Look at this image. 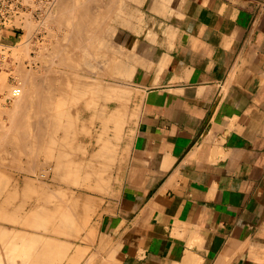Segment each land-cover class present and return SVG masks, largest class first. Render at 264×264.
Here are the masks:
<instances>
[{"label": "crops", "instance_id": "0c3cea01", "mask_svg": "<svg viewBox=\"0 0 264 264\" xmlns=\"http://www.w3.org/2000/svg\"><path fill=\"white\" fill-rule=\"evenodd\" d=\"M176 2L163 31L116 35L135 72L111 86L127 89L111 111L131 119L105 157L108 197H92L95 232L125 248L112 264H192L189 252L197 264H264V0ZM25 177L21 215L52 216L53 191L39 197Z\"/></svg>", "mask_w": 264, "mask_h": 264}, {"label": "rangeland", "instance_id": "374dc122", "mask_svg": "<svg viewBox=\"0 0 264 264\" xmlns=\"http://www.w3.org/2000/svg\"><path fill=\"white\" fill-rule=\"evenodd\" d=\"M117 0H109V2H112V3H110V5H112L111 6V14H113V15H111L112 17H111V23L109 24H107L106 22L104 23V24H102L101 25V29L104 27V28H106L107 27V29L109 30V31H111L110 32V35L109 36H111V37H109L110 38V40L109 41H107L106 43H105V40L104 39H106L105 38V36H106V31L105 30H103V34H102V32L99 34L100 35V38H98V37H93V39H91V40H89L92 44H93V46L95 47V50H93L91 47L92 46H90V48H89V50H88V52L90 53V56L88 57V58H95V56H96V58L98 59V61L100 62L101 61V63H100V67H98L97 69H95V68H91L92 70L93 69H95V70H93L94 72H96V70H97V73L98 72H100V70H101V72L99 73L100 75H102V74H107L108 75V78H109V80H107L106 82L105 81H101L102 82V84H101V82L99 83V90H98V92H94V91H87V92H81L80 90H78V89H76L75 87V89L73 88L71 91H70V93H69V96H71L70 94H74L73 92L75 91V93L76 94H74L73 96H71V97H67V95L65 96V99L66 100H64V98H62V100H64V101H66L65 103H67V104H69L68 105V114L67 115H65V117H63V119L62 120H60L59 122L60 123H62L65 127L63 128V130L61 129L60 131H53V130H51V129H47L48 130V133H49V135H45L46 136V138H47V140H46V138L45 139H43V143L41 142V146H38V148H40V151L42 150V151H46V150H51L52 151V149L53 150H57V147L58 148H61V146H62V144H61V140H60V138L62 139L63 138V140L66 142V144H70V143H72V145H69V147L67 146V148H69V149H67L68 151L66 152V158H67V162H65L63 165H62V167H61V169L63 170V172L64 173H62L61 174V176H60V179H59V181H60V183L61 184H59L58 186H57V188H56V190H54L53 191V194H54V200L55 201H60V203H63V202H61V200L62 201H66V200H64V199H68L69 197H73V198H75L76 200L77 199H79L80 201L81 200H83L84 202H85V204H84V206H83V208H82V210L81 209H76V210H73V213H72V211H70V212H66L67 214H65V213H63L64 214V216L65 217H63V214H61V215H59V216H57V218L59 219V221H58V219L56 218V217H54V220L55 219H57V220H55V223L57 224V223H60V224H57V225H55L54 224V228H52V225H50V223L52 222L51 220L53 219V218H51L50 216H47L46 215V213H45V211H41V210H35V211H33V213H32V216L30 215V217L27 215V216H23L22 215V217H20L21 216V212L19 211L20 209V207L19 206H15L16 204H19L18 203V201H19V195H18V188L20 187L18 184H16L17 182H19V180H18V178L20 177V176H27V177H30V178H33V179H37V176H35V174H33V171L34 172H38V176L40 177V175H42L43 173H44V175H45V172H48V173H50V172H52V167L50 166V167H48V164L46 163V158L44 157V154H43V158L41 159V160H39L38 162L40 163H38L36 160H35V156L34 155H38L37 154V144H35V145H33V144H31V143H28V145H30V149H29V146L28 145H26L24 148L26 149V151L27 152H29V153H27V152H25L24 153V155H21L18 151H17V148L19 147L18 145H15V146H17L16 148H15V146H14V148H13V145L15 144H12L11 143V145L9 144L8 145V143L7 144H5L4 145V143H6L5 141H4V139L6 138L5 137V135L4 136H1V133H2V131L0 132V136H1V138H0V147L1 146H7L6 148H3V147H1L0 149V178L1 177H3V178H1V183H3V184H1L0 185V187H1V199L3 200L4 199V195L5 194H7V196H8V199L9 200H11V201H15L14 202V210L12 209V211L11 210H9L8 212H7V210L5 211V210H1V213H2V211H5V213H7V214H9L8 216H12V214H14L13 216H12V218L11 219H13V218H15V220L12 222V221H10L11 222V224L9 223V220H11V219H9L8 218V216L6 217V215L7 214H5V215H3L4 214V212L2 213V215H1V224L3 225H1V248L2 247H4V248H2L3 250H5L4 252L1 250V252H3L4 254H3V258H4V255H5V257L7 256L6 255V253H8L11 249H12V246L13 245H15L16 246V248H18L19 249V247H21V244H20V240L19 239H17V238H22L23 239V234L25 233V232H23V231H21V230H28V231H30V232H28V234L29 233H32L34 236H32L31 234L30 235H27L26 234V236L28 237V236H31L30 237V240H35V239H32V237L34 238V237H36L37 239L36 240H38L39 239V241H40V243H41V240L42 241H45L46 240V238H47V240L52 236V238L54 239V242L55 243H53L54 245H52V242H53V240L50 238V240L49 241H45L46 243H45V247H46V245H47V249H48V251H49V253H48V251H46V248H45V250L43 249V251L45 252V253H47V255L45 256V258L47 257V256H51L53 253H52V250H53V246H56L58 243L57 242H59V241H63V240H65L66 238L67 239H69L68 241H71V240H73V241H71V242H69V245L67 244V245H65V243H68V241H67V239H66V241H63L62 243H59L58 244V246L60 247L61 246V244H62V249H61V247L59 248V247H54L55 249H54V251H56L55 253H57V254H55V256L53 255L52 257H56V259L55 258H53V260H54V264L56 263V264H60V262H61V264H71V262H73V263H75V264H77V262H76V260L77 261H80V262H78V264H84L86 261H89V258H90V260L92 261V264H94V263H96V261H98V260H96L97 259V257H99V258H105V256H106V253H107V251H108V248H109V246H115V245H118V246H121L120 248H119V251H124L125 252V248L122 246V245H120V244H100V242H99V240H98V233H94V231H91V229H93V228H95V226L96 225H98V221H97V218L98 219H100L101 217H97L96 215H97V212H98V210H96L95 211V206H92V205H94V201H93V196H95V195H102L103 197H108V192H109V190H110V188H111V185L110 184H108L109 182H108V180H106V178L108 179L109 178V176H110V174H111V169L108 167L109 165L107 164L108 162H106L105 161V157L106 158H109V154H110V152L111 151H114V152H116V150L118 151L119 150V144H120V142H121V140H122V137L124 136V133H125V127H126V125L128 124V121L131 119V117H130V119L128 120V118H127V116L123 113V115L121 116V119H122V123H121V125H116V123H113L112 122V124H111V122H109V116L112 114V111H111V109H113V108H115L117 105H116V101H119L118 99H116L115 98V96L116 95H111L110 94V86H111V84H119V85H125V84H128V83H130L131 82V77H132V74H134V72H135V68H133V67H131L130 65H131V61H132V58H130L131 57V55H132V52L131 51H128V50H126V49H123V48H121V47H119V46H117L116 44H115V38H116V35L117 34H119V33H124V34H126V33H129V32H133V33H136V34H141V33H144V34H153V33H156V32H159V31H163V16L164 17H167V13L172 9V6H174L175 7V5H176V0H142V1H138V0H121V1H123L122 3H120L121 1H119L118 0V2H116ZM114 2V3H113ZM119 4V5H116V4ZM144 3V4H143ZM114 4H115V6H114ZM143 4V5H142ZM122 6V7H121ZM129 6V7H128ZM114 7V8H113ZM124 7V8H123ZM119 8V9H118ZM118 10V11H117ZM120 10V11H119ZM96 11V10H95ZM138 11V12H137ZM116 12H118L117 13V15H115L116 14ZM129 12V13H128ZM137 13V14H136ZM139 13V14H138ZM173 13V12H172ZM171 13V14H172ZM125 14V15H124ZM127 15V16H126ZM117 16V17H116ZM59 15H57V17L54 19V21L56 22H54L53 21V19L50 21V22H52V23H49V24H52L51 25V27H50V25L49 26H46L45 28H47V29H44V27H43V29H41V33H38V36H36L37 38H35V39H38V41L37 40H35V39H33V41H30V43H28V41H26V37L25 36H23V38H22V43L24 44V42H25V44L22 46V43L20 44L21 46L18 48V49H16L17 48V46H14V43H13V48H11L10 50H9V61H5V62H2L1 63V71H0V76H2V77H0V78H3V77H5V78H3V80H1L0 79V96H2L1 98H0V130L2 129V128H4V129H2L3 131L5 130V132H4V134H8V131H9V135H7L6 134V136H7V138L8 137H10V136H12V137H14L13 139H15V136H16V134H15V131L12 133V131H11V133L12 134H14V135H10V129L13 127V125H12V121H10V116H8V115H10V112H11V107L12 106H9L10 105V103H8L7 102V99L6 98H4L5 96H3L4 94H1V92H3V91H5L4 93H8L9 95V99H11V97H12V95H11V91L9 92L8 91V89H10L11 90V85L12 86H14L13 85V79H20L19 80V82L20 81H22V79H23V77H22V79H21V74H24V73H26V72H28L27 70H31L30 69V66H31V68H32V71L34 72V71H36L35 73H37V75L39 76V78L41 79L42 78V76L43 77H45V79L50 75V72H54L55 70H57V71H55L54 73L56 74V73H60L59 71L61 70V72L63 71H65L63 74H61L60 73V75H64L65 73H66V71H68V72H70L69 71V69H66V68H63V66L61 67V62H62V59H63V54H64V56H65V54H66V52H67V55H68V51L69 50H73L74 52H73V56H76V58H78L79 56H82V53L81 52H83V53H85V50L83 49V48H81V47H79V48H76L75 50L73 49V48H75V47H73V48H70V49H65V50H57L56 49V47H57V45H58V47L59 46H62L61 44L63 43L62 41H61V39L63 40V37H64V35H66V32H67V28L64 26V29H62L63 28V26H62V24H59L60 22L58 21L59 20ZM115 17V18H114ZM124 17V18H123ZM58 18V19H57ZM57 19V20H56ZM78 19V18H77ZM109 19V18H108ZM127 19V20H126ZM106 20H107V17H106ZM106 20H104V21H106ZM112 20H114V21H112ZM124 20V21H123ZM80 21V20H79ZM57 22H58V24H57ZM54 23V24H53ZM56 24V25H55ZM132 24V25H131ZM123 25V26H122ZM53 26V27H52ZM60 26V30H59V27ZM62 26V27H61ZM92 26H94V27H92ZM56 27V28H55ZM49 28H52L51 29V31H49L48 29ZM96 28V29H95ZM97 26H95L94 25V23H91L90 24V29L91 30H97ZM56 29H58L57 30V34H56ZM112 29V30H111ZM49 31V33L52 35V34H54V35H50L49 33H48V31ZM55 30V31H54ZM61 30H62V32H61ZM64 30H66V31H64ZM63 31L65 32V33H63ZM113 31V32H112ZM43 32V33H42ZM53 32H55V33H53ZM59 32V33H58ZM61 33V34H60ZM112 33V34H111ZM40 34V35H39ZM96 34V33H95ZM46 36V38H45V36ZM50 35V36H49ZM58 35V36H57ZM62 35V36H61ZM43 36V37H42ZM54 36V37H53ZM62 37V38H60V37ZM101 36L103 37V38H101ZM41 37V38H40ZM51 37H52V39L54 40V38H56L57 37V39H58V41H60V45H59V43H56V41H53L52 39H51ZM59 37V38H58ZM98 38V39H97ZM112 38V39H111ZM43 39V40H42ZM60 39V40H59ZM97 39V40H96ZM50 40V41H49ZM52 40V41H51ZM102 40H103V43H102ZM112 40V41H111ZM20 41V42H21ZM46 41H47V43H46ZM49 41V42H48ZM98 41V42H97ZM32 42V43H31ZM34 42V43H33ZM43 44H42V43ZM96 42L98 43V44H96ZM28 43V44H27ZM53 43V44H52ZM101 43V44H100ZM105 43V44H104ZM109 43V47L107 46V44ZM30 44V45H29ZM34 45V47H33V45ZM102 44H104V46L102 45ZM19 45V44H18ZM49 45V46H48ZM52 45V46H51ZM101 45H102V47H101ZM27 47L28 46V48L26 49L25 47ZM32 46V47H31ZM43 46L46 48V50L43 48ZM47 46H48V49L49 50H47ZM51 46V47H50ZM96 46H98L97 48H96ZM57 47V48H58ZM113 47V48H112ZM23 48V49H22ZM37 48V49H36ZM40 48L42 49V50H40ZM56 49V52H55V49ZM101 48V49H100ZM102 48H104V49H102ZM16 49V50H15ZM43 49H44V52H42L43 51ZM54 49V50H53ZM79 49V50H78ZM99 49V50H98ZM107 49H108V51L109 50H111V51H107ZM115 49V50H114ZM22 50V52H20ZM25 50H29V51H31V52H26ZM51 50H53V51H51ZM80 50H81V52H80ZM83 50V51H82ZM101 50V51H100ZM117 50V51H116ZM12 51V52H11ZM13 51L15 52V53H13ZM19 52V53H17V52ZM34 51V52H33ZM46 51H48V52H46ZM64 51V52H63ZM78 51V52H77ZM94 51V52H93ZM98 51V52H97ZM103 51V52H102ZM10 52H11V54H10ZM25 52V53H24ZM52 52V53H51ZM58 52L59 53H61V52H63L62 54H61V56H60V54H58ZM70 52V51H69ZM91 52H93V53H91ZM114 54H113V53ZM28 53V54H27ZM34 53V54H33ZM41 53V54H40ZM44 53V54H43ZM52 54V56L50 55V54ZM55 53V54H54ZM81 53V54H80ZM95 53H96V55H95ZM99 53V54H98ZM109 54V53H111V56H113V58H115L114 60H115V62H117V63H120L119 64V66H121V68L118 66L117 68H115V69H113L112 70V72H111V69H109L110 71H108L106 68H108L107 66V63H108V61L105 63V61H106V55L107 54ZM13 54H15L14 56H13ZM19 54V56H17ZM78 54H79V56H78ZM106 54V55H105ZM129 54V55H128ZM7 55V56H8ZM23 55V56H22ZM28 55V56H27ZM43 55H45L46 57H43ZM50 55V57H52V60L50 61V60H48V59H50V57H48ZM59 57H57V56ZM93 57H92V56ZM95 55V56H94ZM12 56V57H11ZM15 56H17V59H15L16 57ZM27 56V57H26ZM39 56V57H38ZM40 56H42V57H40ZM116 56V57H115ZM122 58H125V59H121V57ZM19 57V58H18ZM25 57V58H24ZM29 57V58H28ZM30 57H32V58H34V59H30ZM37 57V58H36ZM48 57V58H47ZM55 57V58H54ZM62 57V58H61ZM67 57V56H66ZM65 57V58H66ZM126 57H127V59H126ZM15 59V60H13V59ZM38 58H39V60H38ZM101 60H100V59ZM118 58H119V60H118ZM20 59V60H19ZM30 61H32L31 62V64L29 63V60ZM57 59H59V60H57ZM17 60V61H16ZM27 60V61H26ZM45 60V61H44ZM121 60H124V62H121ZM14 61V62H13ZM20 61V62H19ZM35 61V62H34ZM39 61V62H38ZM40 61H43V62H40ZM50 61V62H49ZM59 61H61V62H59ZM130 61V62H129ZM15 64V66H14V64ZM19 62V63H18ZM21 62H22V64H21ZM45 62V63H44ZM46 62L48 63H51V67H52V69L50 68V69H47L48 68V64H47V67L45 66V64H46ZM58 62H59V64H58ZM126 62H128V63H126ZM9 63H10V65H9ZM18 63V64H17ZM42 63V64H44L43 66H42V64H41V66H40V64ZM110 63V62H109ZM3 64V65H2ZM24 64V65H23ZM36 64V65H35ZM39 64V65H38ZM105 65V67L106 68H103L104 67V65ZM12 65V66H11ZM20 65H21V67H23L21 70H18V68L20 67ZM27 67H26V66ZM107 65V66H106ZM125 66V68H122V67H124ZM46 68H45V67ZM126 66H128V67H126ZM12 67V68H11ZM20 67V68H21ZM37 68V70H36V68ZM39 67L40 68H43L44 69V71H43V69H39ZM15 68V69H14ZM19 68V69H20ZM27 69V70H25V69ZM55 68H57V69H55ZM58 68H59V70H58ZM63 68V69H62ZM101 68V69H100ZM16 69H17V71H16ZM34 69V70H33ZM90 69V70H91ZM105 69L108 71V72H106L105 71ZM120 69H121V71H120ZM125 69H127V73H126V71H124ZM50 70H52V71H50ZM91 70V71H92ZM104 70V71H103ZM13 71V72H12ZM23 71V73H21V72ZM25 71V72H24ZM38 71V72H37ZM41 71H43V72H41ZM48 71V72H47ZM50 71V72H49ZM19 74H18V73ZM47 72V73H46ZM103 72H105V73H103ZM40 73V74H39ZM44 73H46V75L44 74ZM111 73V74H110ZM122 73V74H121ZM43 74V75H42ZM40 75H42L41 77H40ZM45 75V76H44ZM121 77H120V76ZM20 76V77H19ZM37 76V77H38ZM110 76H113L112 78H110ZM15 77V78H14ZM17 77H19V78H17ZM39 78H37V80H39ZM4 79H6V81H8V82H5L4 81ZM8 79V80H7ZM112 79V80H111ZM117 79V80H116ZM44 80V79H43ZM119 80V81H118ZM121 80H123V81H121ZM40 81V80H39ZM116 81V82H115ZM5 82V83H4ZM111 82H113V83H111ZM107 83H109V85L110 86H108V84ZM115 84H114V86L113 87H116L115 86ZM7 85V86H6ZM9 85H10V87H9ZM103 85V86H102ZM101 86V87H100ZM106 86V87H105ZM102 88V89H101ZM104 88V89H103ZM106 89V90H105ZM108 90V91H107ZM126 90L127 89H125L124 87H121V86H118V89H117V92L118 91H120V93L118 92L117 93V96H120V95H123V94H126L127 92H126ZM102 92V93H101ZM81 93V94H80ZM122 93V94H121ZM102 94V95H101ZM120 94V95H119ZM76 95H78V96H76ZM84 95V96H83ZM91 95V96H90ZM101 95V96H100ZM131 95V94H130ZM7 96V97H8ZM11 96V97H10ZM90 96V97H89ZM96 96H98V97H96ZM73 97H77L78 99H76L77 101H79V98H80V103L79 102H77ZM86 97V98H85ZM89 97V98H88ZM95 97L96 98H98V99H95ZM100 97V98H99ZM114 97V98H113ZM2 98H4L5 100V102H3V99ZM13 98V97H12ZM17 98H19V97H16L15 99H17ZM67 98L69 99V101H67ZM70 98H73V99H70ZM92 98V99H91ZM95 99V100H94ZM89 100V102H90V104L92 105H94V103H95V105L93 106H91V105H89V102H85V104H87L86 106L88 107V106H90L88 109H86V106H85V108H84V106H83V104H84V101H88ZM97 100V101H96ZM91 101H93L94 103H91ZM69 102H71V103H69ZM7 103V104H6ZM78 103V104H77ZM67 104H66V106H67ZM72 104H74V105H72ZM84 104V105H85ZM78 105H80V106H78ZM98 106V107H97ZM73 107V108H72ZM76 108V109H75ZM98 108V109H97ZM104 108V109H103ZM6 111H5V110ZM85 109V110H84ZM71 110V111H70ZM78 112H77V111ZM81 110V111H80ZM88 110H90V111H88ZM74 111H75V113H74ZM3 112H7L6 114L7 115H5V113L3 114ZM71 112V113H70ZM93 113H94V115H93ZM3 116H2V115ZM95 114H96V116H95ZM72 115V116H71ZM76 115V116H75ZM69 118H68V117ZM106 116V117H105ZM71 117V118H70ZM96 117V118H95ZM73 118V120H71ZM79 118V119H78ZM105 118H106V120H105ZM8 120H9V123H8ZM69 120V121H68ZM76 120H78V121H76ZM91 122H90V121ZM6 122L5 124L3 123V122ZM63 121H66L67 122V124H69V123H71V124H69V125H67L66 124V122H64L63 123ZM73 123H72V122ZM102 121V122H101ZM77 122V123H76ZM87 122V123H86ZM89 122V123H88ZM11 123V124H10ZM90 123H91V125H90ZM4 124V125H3ZM7 124V125H6ZM73 124V125H72ZM80 124H82V126H80V128H79V125ZM5 125L6 126H9V127H6L7 128V130L5 129ZM10 125L12 126V127H10ZM69 126V128L67 127V126ZM83 125H84V127H83ZM3 126V127H2ZM93 126V127H92ZM108 126V127H107ZM123 127V128H122ZM9 128V129H8ZM66 128H68V129H66ZM72 128V129H71ZM89 128V129H88ZM15 130H16V128H14ZM69 129H71V131L72 130H74V131H68ZM88 129V130H87ZM122 129V130H121ZM12 130H13V128H12ZM78 130V131H77ZM90 130V131H89ZM107 130V131H106ZM121 130V131H120ZM53 131V132H52ZM68 131V132H67ZM46 132V131H45ZM60 132V133H59ZM64 132V133H63ZM83 132H84V134H83ZM107 132V133H106ZM118 132V133H117ZM53 133V135H51ZM57 133V134H56ZM62 133H63V135H62ZM72 133L73 134H75V135H73L72 136ZM116 133V134H115ZM65 134V135H64ZM68 134H70V135H68ZM3 135V134H2ZM58 136V138L56 137V136ZM90 135V136H89ZM100 135V136H99ZM117 135V136H116ZM64 136L67 138H64ZM70 136V137H69ZM77 136V137H76ZM108 136V137H107ZM110 136V137H109ZM120 136V137H119ZM3 137V138H2ZM49 137V138H48ZM75 137V138H74ZM52 138H55L56 139V141H58L56 144L58 145H56L54 142H52L51 141V139ZM100 138V139H99ZM102 138L105 140V141H102ZM108 138V139H107ZM1 139H2V141H1ZM10 140L12 139V138H9ZM8 139V140H9ZM16 139H17V137H16ZM121 139V140H120ZM45 140L47 141V142H45ZM67 140V141H66ZM97 140V141H96ZM108 140V141H107ZM116 140V141H115ZM71 141V142H70ZM15 142H17L16 140H15ZM74 142V143H73ZM93 142H94V144H93ZM97 142V143H96ZM105 142V143H104ZM108 142V143H107ZM47 143V144H46ZM49 143V144H48ZM54 143V144H53ZM91 145H90V144ZM96 143V144H95ZM112 143V144H111ZM3 144V145H2ZM45 144V145H44ZM53 144V145H52ZM83 144V145H82ZM100 146H99V145ZM108 145V144H110V145H108V147H107V149H106V155H102V154H100V156L97 158L96 157V153L98 154L99 152L98 151H100L101 150V145L103 146V145ZM31 145H33L32 147H31ZM44 145V146H43ZM51 145V146H50ZM50 148H49V147ZM110 146V147H109ZM42 147V148H41ZM52 147V148H51ZM3 148V149H2ZM20 148V147H19ZM18 148V149H19ZM35 148V150L33 151V149ZM43 148H45V149H43ZM83 148V149H82ZM111 148V149H110ZM114 148V149H113ZM4 149H6V152H5V150ZM8 149V150H7ZM11 149H12V153L10 152L11 151ZM73 150V152H71L72 150ZM29 150V151H28ZM32 150V151H31ZM76 152H75V151ZM94 151V152H93ZM108 151V152H107ZM3 152V153H2ZM16 154H15V153ZM9 153H11V156H10V154ZM13 153H14V158H15V155H17L16 156V158L14 159V158H12L13 156ZM18 153H19V156H18ZM31 153H33V156L31 157ZM36 153V154H35ZM91 153V154H90ZM94 153V154H93ZM6 154V156H4ZM90 155H91V157H90ZM4 156V157H3ZM23 156V157H22ZM95 156V157H94ZM103 156H105V157H103ZM6 157V158H5ZM21 157H22V159H21ZM93 157V158H92ZM12 158V159H11ZM19 160H21V161H18V159ZM26 158H28V159H26ZM33 158V159H32ZM91 158V159H90ZM2 159H5V161H2ZM7 159V160H6ZM8 159H9V161H8ZM31 159V160H30ZM13 160H15V161H13ZM86 160H88V161H86ZM17 161V162H16ZM24 161V162H23ZM27 161V163L25 164V162ZM30 162V164L32 163V161H35V162H33V163H36V164H32L30 167H29V165L30 164H28L29 162ZM73 161V162H72ZM90 161H92V162H90ZM3 162V163H2ZM22 162L24 163V165H20L19 163H21L22 164ZM42 162V163H41ZM78 162V163H77ZM99 162V163H98ZM106 162V163H105ZM2 163V164H1ZM8 163V164H7ZM11 163V164H10ZM38 163V164H37ZM72 165H71V164ZM85 163H87V164H85ZM92 163H93V165H92ZM100 163H102V164H100ZM16 164H17V166H16ZM42 164V165H41ZM89 164V165H88ZM96 164H98L99 165V167H95V165ZM105 164V165H104ZM4 165H6V166H4ZM18 165H20V166H18ZM26 165V166H25ZM36 165V167H34ZM87 165V166H86ZM100 165H102V166H100ZM21 166H23L22 167V169H21ZM38 166V167H37ZM45 166V167H44ZM77 166V167H76ZM66 167V168H65ZM95 167V168H94ZM102 168V171L101 172H96V171H98V169H100L101 170V168ZM106 168H107V170H106ZM20 169V170H19ZM24 169V170H23ZM27 169V170H26ZM42 169V170H41ZM95 169V170H94ZM97 169V170H96ZM2 170H4L3 172H5V173H3L2 172ZM49 170V171H48ZM74 170H76V171H74ZM86 170V171H85ZM10 171V172H9ZM71 171V172H70ZM91 173H90V172ZM7 173V174H6ZM32 173V174H31ZM42 173V174H41ZM66 173H68V174H66ZM71 173V174H70ZM103 173V174H102ZM8 174H10V176H8ZM47 174V173H46ZM90 174V175H89ZM93 174V175H92ZM105 174H107V175H105ZM68 175V176H67ZM74 176H76V177H74ZM100 176V177H99ZM103 176V178H105V179H103L102 178V180L100 179L101 177ZM108 176V177H107ZM12 177V178H11ZM95 177V178H94ZM8 178H9V180H8ZM17 178V179H16ZM41 179L40 180H44L43 179V177H40ZM79 178V179H78ZM35 179V180H36ZM69 179V180H68ZM110 179V178H109ZM6 180V181H5ZM16 180V181H15ZM38 180V179H37ZM104 180L107 182H104ZM64 181V182H63ZM73 181H77V182H73ZM90 181V182H89ZM99 181V182H98ZM102 181V182H101ZM110 181V180H109ZM12 182V183H11ZM94 182V183H93ZM106 183V184H101V183ZM70 183V184H69ZM78 183V184H77ZM80 183V184H79ZM83 183V184H82ZM90 183V184H89ZM96 183V184H95ZM98 183H100V184H98ZM10 184L12 185V187L10 186ZM14 184H16V185H14ZM68 184V185H67ZM82 184V185H81ZM89 184V185H88ZM6 185V186H5ZM7 185H8V187H7ZM85 187H84V186ZM100 185H101V187H100ZM109 185H110V187H109ZM5 186V187H4ZM60 186H63V188L62 187H60ZM81 186V187H80ZM97 186V187H96ZM103 186L105 187V188H103ZM4 189H3V188ZM7 187V188H6ZM16 187V188H15ZM89 187H90V189H89ZM96 187V188H95ZM101 188V189H98V188ZM108 187H109V189H108ZM10 188V189H9ZM67 188V189H66ZM93 188H94V190H93ZM5 189H6V191H7V189L10 191V190H12V191H7V193H6V191H5ZM61 189V190H60ZM81 189V190H80ZM88 189V190H87ZM58 190V191H57ZM62 190H64V191H62ZM66 190H68L67 192L68 193H66ZM71 190V191H70ZM73 190L75 191L76 190V192H73ZM103 190V191H102ZM106 190V191H105ZM15 192V194H13L14 192ZM60 191V192H59ZM96 191V192H95ZM70 192V193H69ZM73 193V196H71V194ZM102 192V193H101ZM78 193H79V195L81 194V197L78 195ZM85 193V194H84ZM58 195V196H57ZM68 195H70V196H68ZM78 195V196H77ZM100 195V196H101ZM7 196H5V199H7ZM10 197V198H9ZM12 197V198H11ZM59 197V198H58ZM77 197V198H76ZM84 197V199H82ZM85 197H87V198H85ZM18 198V199H17ZM58 198V199H57ZM92 198V199H91ZM61 199V200H60ZM91 201V202H90ZM13 202H12V204H13ZM87 202H89V203H91V205L89 204V203H87ZM98 202H100V205L101 206H103L104 205V200H100L99 201V199H98ZM88 204V205H87ZM85 207V208H84ZM88 207H90V208H88ZM94 207V208H93ZM1 209H3V208H1ZM17 209V210H16ZM93 210V211H92ZM20 212V213H19ZM34 212H36V213H34ZM76 212V213H75ZM17 213H19V214H17ZM70 213V214H69ZM16 214V215H15ZM33 214H36V216H39V218L38 217H36V218H34V215ZM74 214H75V216H74ZM68 215H70V217L68 216ZM77 215V216H76ZM92 215V216H91ZM3 216H5V217H3ZM14 216H16V217H14ZM18 216V217H17ZM68 216V217H67ZM20 217V218H19ZM25 217V218H24ZM28 219H27V218ZM31 217H33V218H31ZM86 217V218H85ZM92 217V218H91ZM95 217H96V219H95ZM22 219V220H17V219ZM31 218V219H30ZM40 218L43 220H41V222H40ZM48 218L50 219L51 218V222L48 220ZM66 218V221L64 220ZM68 218H70V219H68ZM72 218V219H71ZM76 218V222L75 221H73L74 219ZM78 218H79V220H78ZM4 219H6V220H4ZM24 219H27V222L25 221H23ZM33 219V220H32ZM61 219V220H60ZM82 219V220H81ZM89 220L88 222L86 221V220ZM17 220V221H16ZM33 221V222H31V221ZM80 222H78V221ZM20 222V223H17V224H15L14 222ZM29 221V222H28ZM38 222L39 223V225L42 223V225H41V227L36 223V222ZM50 222L49 224H48V222ZM68 221H69V223H68ZM70 221H72L73 222V224H72V222H70ZM5 222V223H4ZM78 222V225L76 224L75 225V223H77ZM85 222V223H84ZM36 224V225H34V224ZM43 223H44V226H43ZM54 223V222H53ZM87 223V224H86ZM15 224V225H14ZM21 224V225H20ZM25 224V225H24ZM30 224V226H29V228H28V225ZM52 224V223H51ZM63 224V225H62ZM70 226H69V225ZM79 224H81L82 226H80ZM27 225V226H26ZM32 225L35 227V228H33L32 227ZM46 225V226H45ZM59 225V226H58ZM60 225L61 226H64L65 227V229H66V231L64 230V228L62 229L61 227H60ZM73 225L75 226V227H77L76 229H75V227H73ZM24 226V227H23ZM39 228V231L37 230L38 228ZM93 226V227H92ZM26 227H27V229H26ZM33 228V230L31 229V228ZM46 227V228H45ZM50 227H51V230H50ZM69 227V228H68ZM72 227V228H71ZM80 227V228H79ZM81 227H83V228H81ZM44 228L46 229L45 230V232H44ZM49 228V230H47ZM74 228V230H73V232L71 231L72 229ZM6 229V230H5ZM16 229V230H15ZM20 229V230H19ZM68 229L71 231H69L68 232ZM80 229V230H79ZM35 230V231H34ZM52 230H53V232H52ZM58 230H60V231H58ZM90 230V231H89ZM47 231V232H46ZM55 231V232H54ZM79 231V232H78ZM89 231V232H88ZM50 234H49V233ZM51 232H52V234H51ZM58 232V233H57ZM60 232V233H59ZM63 232H64V234H63ZM13 233L15 234V235H13ZM22 235H21V234ZM27 233V232H26ZM36 233V234H35ZM37 233H38V235H37ZM54 233V234H53ZM57 233V234H56ZM80 233V235H78V234ZM86 233V234H85ZM94 233V234H93ZM11 234V235H10ZM20 235L19 237L17 236V235ZM61 234H63V235H61ZM90 234V235H89ZM6 235V236H5ZM36 235V236H35ZM57 235H59V236H57ZM61 235V236H60ZM65 235V236H64ZM66 235H68V236H66ZM85 235H87V236H85ZM92 235H94L93 237H92ZM16 236H17V238H16ZM26 236L24 235V238H26ZM38 236V237H37ZM39 236H41V237H39ZM45 236H48V237H45ZM73 236V237H72ZM83 236H85L86 237V239L88 240H86V239H84V238H81V237H83ZM91 238H90V237ZM96 236V237H95ZM8 237V238H7ZM45 237V238H44ZM69 237V238H68ZM75 237V238H74ZM77 237H79V238H77ZM15 238L17 239V241H19V242H16L15 241ZM29 238V237H28ZM55 238H56V240H55ZM61 238H64V239H61ZM73 238V239H72ZM77 238V239H76ZM89 238H90V240H89ZM95 238V239H94ZM6 239V243H5V240ZM13 241H12V240ZM94 239V240H93ZM35 240V241H36ZM52 240V241H51ZM59 240V241H58ZM76 240V241H75ZM3 241H4V244H3ZM92 241H94V243L92 242ZM8 242V243H7ZM10 242H12L13 243V245H10V244H12V243H10ZM14 242H15V244H14ZM38 242V241H37ZM48 242V243H47ZM92 242V243H91ZM17 243V244H16ZM75 243V244H74ZM6 244V245H5ZM7 244L9 245L8 246V248H7ZM19 244V245H18ZM41 244H43V246H44V242H42ZM41 244L39 245V247H41ZM70 244H73V246L72 245H70ZM77 244H78V246L79 247H77ZM38 245V244H37ZM49 245H51L50 247H52V248H50L51 250H49ZM64 245V246H63ZM86 246V247H85ZM117 246V247H118ZM14 247V246H13ZM39 247L37 246V248L39 249ZM71 247V248H70ZM108 247V248H107ZM115 248V249H118V248ZM9 248H10V250H9ZM42 248H44V247H41L39 250L41 251L42 250ZM59 248V249H58ZM64 248H66V249H64ZM69 248V252H67L68 249ZM8 249V250H7ZM76 249V250H75ZM59 250H62L61 252H58ZM93 251V252H92ZM96 251V252H95ZM119 251L117 252V255L115 256V259L113 258V260H112V258H111V260L112 261H115L116 262V259H117V261H120V259L122 258V256H123V254H124V252H123V254H120L119 253ZM6 252V253H5ZM67 252V253H66ZM52 253V254H51ZM61 253H62V255H61ZM63 253L64 254H67V255H69V256H66L65 257V259H63L64 257V255H63ZM80 253V254H79ZM85 253H86V256H85ZM95 253H97L98 254V256H97V254L96 255H94ZM50 254V255H49ZM59 254H60V256H59ZM91 254H93V256L91 255ZM1 256H2V253H1ZM83 256H85V257H83ZM89 256V257H88ZM36 257V256H35ZM83 257V258H82ZM91 257H92V259H91ZM94 257V258H93ZM34 258V257H33ZM43 258H44V256H43ZM60 258H62V259H60ZM71 258V259H70ZM72 258H74V259H72ZM88 258V259H87ZM96 258V259H95ZM5 259V258H4ZM6 259H7V257H6ZM59 259H60V262H59ZM79 259V260H78ZM83 259H87V260H83ZM62 260V261H61ZM71 260V261H70ZM73 260H75V261H73ZM93 260H96L95 262L93 261ZM16 261H18V260H16ZM56 261V262H55ZM69 261V262H68ZM83 261V262H82ZM67 262V263H66ZM114 262V263H115ZM72 263V264H73ZM86 264H91L90 263V261L87 263L86 262Z\"/></svg>", "mask_w": 264, "mask_h": 264}, {"label": "bare ground", "instance_id": "6f19581e", "mask_svg": "<svg viewBox=\"0 0 264 264\" xmlns=\"http://www.w3.org/2000/svg\"><path fill=\"white\" fill-rule=\"evenodd\" d=\"M119 1H121V0H119ZM127 1V0H126ZM135 1V0H134ZM139 1V0H138ZM140 1H142V0H140ZM116 2H118V0L116 1ZM123 1H121L120 3H122ZM110 3H112V2H109V0H53V8H52V10H51V12H49V14H48V16L46 17V18H44L40 23H41V25H40V28H39V30H41V29H43V27H44V29H47V28H45L46 26H49L50 25V27H51V25L52 24H49V23H52V22H50L52 19H53V21H54V19L57 17V15H59V24H62V26L64 25L66 28H67V32H66V35H64V37H63V40L61 39V41L63 42L61 45L62 46H59L58 47V45H57V47H56V49L57 50H65V49H70V48H73V47H75V48H73L74 50L76 49V48H79V47H81V48H83L84 50H85V53H83V52H81V50H80V52L82 53V56H79V54H78V58H76V56H73V50L71 49V50H69L68 51V55H67V52H66V54H65V56H64V54H63V59H62V62L61 61H59V62H61V67L63 66V68H66V69H69V71L70 72H68V71H66V73L64 74V75H60V73L61 74H63L62 72H61V70L59 71L60 73H54L55 71H57V70H55L54 72L52 71V70H50V71H52V72H50V75L45 79V77H43L42 75H40V77L42 76V78L40 79L39 78V76L37 75V73H35L36 71H32V68H31V66H30V71L29 70H27V69H25V70H27L28 72H26V73H24V74H21V79H22V77H23V79H22V81H20V90H21V93H20V96H19V98H17V99H15V98H12L11 96V99H9V94L7 93H4L5 91H3V92H1V94H4L3 96H5L4 98H6L7 99V102L8 103H10V105L9 106H12L11 107V112H10V115H8V116H10L9 118H10V121H12V125H13V127L10 125V127H12L13 128V130H12V128L10 129V135H14V134H12L14 131H15V134H16V136H15V139H13L14 137H12V136H10V137H8L7 138V136H6V134H4V132H5V130L3 131L2 129H4V128H2L1 130H0V132L2 131V133H1V136H4L5 135V139H4V141L6 142V143H4V145L5 144H7L8 143V145L10 144L11 145V143L12 144H14L13 145V148H14V146L15 145H18L19 147V149L17 148V151L21 154V155H24V153L25 152H27L26 151V149L24 148L26 145H28V143H31V144H33V145H35V144H37V154L38 155H34L35 156V160L38 162L39 160H41L42 158H43V154H44V157L46 158V163L48 164V167H52V172H50V173H48V172H45V175H44V173L42 174V175H40V177H43V181L42 180H40L41 178L38 176V172H34L33 171V174H35V176H37V179L35 180V181H33L32 180V183H30L29 185H25V189L27 190V191H31L32 193H35V194H38V196L39 195H42V194H46V193H48V192H51V191H54V190H56V188H57V186L59 185V184H61L60 183V181H59V179H60V176H61V174L62 173H64L63 172V170L61 169V167H62V165L65 163V162H67L68 160H67V158H66V152L68 151L67 149H69V148H67V147H65V146H69V145H72V143H70L69 145H66V142L63 140V138L61 139L60 138V142H61V144H62V146H61V148H58L57 147V150H53L52 149V151L51 150H46V151H40V148H38V146H41V142L43 141V139H45L46 138V134L48 133V130L47 129H51V130H53V131H60L61 129L63 130V128L65 127L62 123H60L59 121L60 120H62L63 119V117H65V115H67L68 114V105L69 104H67V103H65L66 101H64V100H66L65 99V96L67 95V97L69 98V97H71V96H73L74 94H76L75 93V91L73 92L74 94H70L71 96H69V93H70V91L75 87L76 89H78V90H80L81 92H87V91H96V92H98V90L100 89L99 88V83L101 82V81H107V80H109V78H108V73L106 74L105 72H103V73H105V74H102V75H100L99 73L101 72V70H100V72H98L97 73V70H96V72H94L93 70H95V69H97L98 67H100L101 65H100V63H101V61L99 62L98 61V59L96 58V53H95V58L93 57V58H88L89 56H90V51L88 52V50H89V48H90V46H92L91 48L93 49V50H95V47L93 46V44L89 41V40H91V39H93V37H98V38H100V33L102 32V34H103V30H105L106 31V36H105V38L106 39H104L105 40V43L107 42V41H109L110 40V38L109 37H111V36H109L110 35V32L111 31H109L108 29H107V27L106 28H102L101 29V25L102 24H104L105 22L108 24H110L111 23V15H113V14H111V12L113 11H111V6L112 5H110ZM114 3V2H113ZM116 4V3H115ZM115 4H114V6H115ZM144 4V3H143ZM142 4V5H143ZM116 5H119V4H116ZM122 7V6H121ZM129 7V6H128ZM114 8V7H113ZM124 8V7H123ZM119 9V8H118ZM96 10V11H95ZM118 11V10H117ZM120 11V10H119ZM138 12V11H137ZM117 13L118 12H116V14L115 15H117ZM129 13V12H128ZM137 14V13H136ZM139 14V13H138ZM125 15V14H124ZM127 16V15H126ZM106 17H107V20H106ZM117 17V16H116ZM57 18V19H58ZM78 18V19H77ZM109 18V19H108ZM115 18V17H114ZM124 18V17H123ZM56 19V20H57ZM80 20V21H79ZM104 20H106V21H104ZM127 20V19H126ZM112 21H114V20H112ZM124 21V20H123ZM55 22V21H54ZM56 23V22H55ZM91 23H94V25L95 26H97L98 28H97V30H91L90 29V24ZM54 24V23H53ZM57 24H58V22H57ZM58 24V25H59ZM56 25V24H55ZM132 25V24H131ZM61 26V27H62ZM64 26H63V28L62 29H64ZM123 26V25H122ZM26 27H27V29H28V31L30 32V34H29V38H26V41H28V43H30V41H32L31 40V38H30V36L32 35V31L33 30H35V29H37V27H38V25H36L35 23H34V21H28L27 22V24H26ZM53 27V26H52ZM92 27H94V26H92ZM56 28V27H55ZM59 28V30H60V26L58 27ZM51 29L52 28H49L48 30L49 31H51ZM96 29V28H95ZM47 30V31H48ZM57 30L58 29H56V34H57ZM112 30V29H111ZM49 31H48V33H49ZM55 31V30H54ZM64 31H66V30H64ZM63 31V33H65ZM61 32H62V30H61ZM113 32V31H112ZM43 33V32H42ZM53 33H55V32H53ZM59 33V32H58ZM96 33V34H95ZM50 34V33H49ZM61 34V33H60ZM100 34V35H99ZM112 34V33H111ZM40 35V34H39ZM51 35V34H50ZM49 35V36H50ZM52 35H54V34H52ZM51 35V36H52ZM45 36V35H44ZM47 36V35H46ZM46 36H45V38H46ZM58 36V35H57ZM62 36V35H61ZM43 37V36H42ZM54 37V36H53ZM60 37V36H59ZM58 37V38H59ZM41 38V37H40ZM60 38H62V37H60ZM97 38V39H98ZM101 38H103L102 36H101ZM51 39H52V37H51ZM96 39V40H97ZM112 39V38H111ZM35 40H37L38 41V39H35ZM43 40V39H42ZM53 40V39H52ZM51 40V41H52ZM60 40V39H59ZM50 41V40H49ZM48 41V42H49ZM53 41H56V43H59V45H60V41H58V39H57V37L56 38H54V40ZM112 41V40H111ZM98 42V41H97ZM96 42V44H98ZM22 43V41L21 42H19V45H17V48L16 49H18L21 45ZM27 43V44H28ZM32 43V42H31ZM34 43V42H33ZM42 43V42H41ZM46 43H47V41H46ZM102 43H103V40H102ZM104 43V44H105ZM24 44H25V42H24ZM23 43H22V46L24 45ZM43 44V43H42ZM53 44V43H52ZM101 44V43H100ZM104 44H102L103 46H104ZM30 45V44H29ZM33 45V44H32ZM102 45H101V47H102ZM49 46V45H48ZM48 46H47V50H49L48 49ZM52 46V45H51ZM50 46V47H51ZM106 46V45H105ZM104 46V47H105ZM107 46L109 47L110 45H109V43L107 44ZM25 47V46H24ZM32 47V46H31ZM33 47H34V45H33ZM46 47V46H45ZM44 46H43V48L46 50V48H45ZM98 46H96V48H97ZM13 48V47H12ZM26 49L28 48V46L27 47H25ZM90 48V49H91ZM113 48V47H112ZM15 49V50H16ZM23 49V48H22ZM29 49V48H28ZM37 49V48H36ZM44 49H43V51L42 52H44ZM55 49V48H54ZM53 49V50H54ZM56 49H55V52H56ZM101 49V48H100ZM102 49H104V48H102ZM40 50H42L41 48H40ZM53 50H51V51H53ZM79 50V49H78ZM99 50V49H98ZM115 50V49H114ZM26 52H28L27 50H25ZM32 51V50H31ZM31 51H29V52H31ZM66 51V50H65ZM76 51V50H75ZM83 51V50H82ZM96 51V50H95ZM101 51V50H100ZM107 51H108V49H107ZM109 51H111V50H109ZM108 51V52H109ZM117 51V50H116ZM12 52V51H11ZM11 52H10V54H11ZM17 52V51H16ZM20 52H22V50L20 51ZM34 52V51H33ZM46 52H48V51H46ZM64 52V51H63ZM63 52H61V53H59L58 52V54H60V56H61V54L63 53ZM78 52V51H77ZM94 52V51H93ZM93 52H91V53H93ZM98 52V51H97ZM103 52V51H102ZM13 53H15L14 51H13ZM17 53H19V52H17ZM25 53V52H24ZM52 53V52H51ZM75 53V52H74ZM80 53V54H81ZM113 53V52H112ZM28 54V53H27ZM34 54V53H33ZM41 54V53H40ZM44 54V53H43ZM50 54V53H49ZM55 54V53H54ZM76 54V53H75ZM94 54V53H93ZM99 54V53H98ZM107 54V53H106ZM105 54V55H106ZM114 54V53H113ZM15 54H13V56H14ZM51 56H52V54H50ZM50 55L48 56V57H50ZM129 55V54H128ZM17 56H19V54L17 55ZM17 56H15L16 58L15 59H17ZM23 56V55H22ZM28 56V55H27ZM26 56V57H27ZM57 56V55H56ZM59 56V57H60ZM67 56V57H66ZM107 57H106V61H105V63L108 61V63H107V67L108 68H106L105 67V65H104V67L103 68H106L108 71H110L109 69H111V72H112V70L113 69H115V68H117L118 66H119V64L120 63H117V62H115V58H113V56H111V53H109V54H107L106 55ZM10 57V56H9ZM12 57V56H11ZM39 57V56H38ZM40 57H42V56H40ZM43 57H46L45 55H43ZM42 57V58H43ZM47 57V58H48ZM58 57V56H57ZM58 57V58H59ZM66 57V58H65ZM116 57V56H115ZM121 57V56H120ZM123 57V56H122ZM121 57V59H125V58H122ZM19 58V57H18ZM25 58V57H24ZM29 58V57H28ZM37 58V57H36ZM55 58V57H54ZM62 58V57H61ZM131 58V57H130ZM13 59V58H12ZM15 59H13V60H15ZM30 59H34V58H32V57H30ZM100 59V58H99ZM126 59H127V57H126ZM20 60V59H19ZM29 60V59H28ZM38 60H39V58H38ZM48 60H52V57H50V59H48ZM57 60H59V59H57ZM101 60V59H100ZM118 60H119V58H118ZM17 61V60H16ZM27 61V60H26ZM45 61V60H44ZM49 61V62H50ZM53 61V60H52ZM5 62V61H4ZM14 62V61H13ZM12 62V63H13ZM20 62V61H19ZM18 62V63H19ZM31 62L32 61H30L29 60V63L31 64ZM35 62V61H34ZM39 62V61H38ZM40 62H43V61H40ZM48 62V63H49ZM59 62H58V64H59ZM110 62V63H109ZM121 62H124V60H121ZM17 63V64H18ZM33 63V62H32ZM45 63V62H44ZM47 62H46V64H45V66L47 67V64H48ZM127 63V62H126ZM14 64V63H13ZM21 64H22V62H21ZM40 64V63H39ZM38 64V65H39ZM42 64V63H41ZM41 64H40V66H41ZM3 65V64H2ZM9 65H10V63H9ZM24 65V64H23ZM36 65V64H35ZM44 64H42V66H43ZM49 66H48V68L47 69H52V67L50 66L51 65V63H49L48 64ZM60 65V64H59ZM100 65V66H99ZM121 65V64H120ZM12 66V65H11ZM14 66H15V64H14ZM26 66V65H25ZM44 66V67H45ZM124 66V65H123ZM20 67H21V65H20ZM19 67V68H20ZM27 67V66H26ZM43 67V68H44ZM45 67V68H46ZM50 67V68H49ZM120 68H121V66H119ZM126 67H128V66H126ZM12 68V67H11ZM18 68V70H21L23 67H21L20 69ZM36 68V67H35ZM43 68H40L39 67V69L41 70V69H43ZM62 68V69H63ZM91 68H95V69H91ZM122 68H125V66L124 67H122ZM15 69V68H14ZM55 69H57V68H55ZM92 71H91V70ZM101 69V68H100ZM105 69V71L106 72H108L107 70ZM23 70V69H22ZM34 70V69H33ZM36 70H37V68H36ZM58 70H59V68H58ZM16 71H17V69H16ZM43 71H44V69H43ZM43 71H41V72H43ZM104 71V70H103ZM120 71H121V69H120ZM124 71H126V73H127V69H125ZM13 72V71H12ZM21 72V71H20ZM25 72V71H24ZM38 72V71H37ZM48 72V71H47ZM46 72V73H47ZM58 72V71H57ZM122 72V71H121ZM18 73V72H17ZM21 73H23V71L21 72ZM46 73H44L45 75H46ZM102 73V72H101ZM113 73V72H112ZM19 74V73H18ZM40 74V73H39ZM111 74V73H110ZM122 74V73H121ZM44 75V76H45ZM38 76V77H37ZM120 76V75H119ZM0 77H2V76H0ZM20 77V76H19ZM19 77H17V78H19ZM113 76H110V78H112ZM121 77V76H120ZM3 78H5V77H3ZM3 78H0L1 80H3ZM15 78V77H14ZM37 78H39V80H37ZM44 79V80H43ZM8 80V79H7ZM20 80V79H19ZM18 80V81H19ZM112 80V79H111ZM117 80V79H116ZM4 81L5 82H8V81H6V79H4ZM119 81V80H118ZM121 81H123V80H121ZM4 82V83H5ZM108 82V81H107ZM116 82V81H115ZM1 83V82H0ZM111 83H113V82H111ZM101 84H102V82H101ZM108 84V86H110L109 85V83H107ZM115 84V83H114ZM114 84H111V86L113 85L114 86ZM7 86V85H6ZM103 86V85H102ZM110 86V87H111ZM9 87H10V85H9ZM101 87V86H100ZM106 87V86H105ZM1 88V87H0ZM13 86L11 85V90L10 89H8V91L10 92H12V90H13ZM74 88V89H75ZM102 89V88H101ZM104 89V88H103ZM106 90V89H105ZM111 90V89H110ZM108 91V90H107ZM112 91V90H111ZM111 91H110V94H111ZM119 93H120V91H118ZM102 93V92H101ZM81 94V93H80ZM122 94V93H121ZM102 95V94H101ZM100 95V96H101ZM112 95H116L115 94V91H114V93L112 94ZM120 95V94H119ZM8 96V97H7ZM76 96H78V95H76ZM84 96V95H83ZM91 96V95H90ZM89 96V97H90ZM117 96V95H116ZM126 96V94H123V95H120L119 97H123V99H124V97ZM2 97V96H1ZM88 97V98H89ZM96 97H98V96H96ZM95 97V99H98V98H96ZM4 98H2L3 99V102H5L4 100ZM62 98H64V100H62ZM67 98V101H69V99ZM74 99L76 98V99H78L77 97H73ZM73 98H70V99H73ZM86 98V97H85ZM100 98V97H99ZM116 98V97H115ZM75 99V100H76ZM92 99V98H91ZM94 99V100H95ZM126 100V99H125ZM124 100V101H125ZM77 101V100H76ZM97 101V100H96ZM77 102H79L80 103V98H79V101H77ZM85 102H89V100L88 101H84V104H85ZM69 103H71V102H69ZM91 103H94L93 101H91ZM7 104V103H6ZM66 104H67V106H66ZM78 104V103H77ZM81 104V103H80ZM83 104V106H84V108H85V106L87 105V104H85L84 105ZM118 104V103H117ZM124 104V103H123ZM127 104V103H126ZM72 105H74V104H72ZM89 105H91L90 104V102H89ZM93 105V104H92ZM91 105V106H92ZM94 105H95V103H94ZM93 105V106H94ZM75 106V105H74ZM78 106H80V105H78ZM90 106H86V109H88ZM98 107V106H97ZM73 108V107H72ZM91 108V107H90ZM76 109V108H75ZM98 109V108H97ZM104 109V108H103ZM5 110V109H4ZM85 110V109H84ZM123 110H124V106L123 105H121V108H119L118 110H116V111H114L110 116H109V122H111V124H112V122L113 123H116V125H121V123L123 122L122 121V119H121V116L123 115ZM6 111V110H5ZM71 111V110H70ZM77 111V110H76ZM81 111V110H80ZM88 111H90V110H88ZM78 112V111H77ZM1 113V112H0ZM5 112H3V114H4ZM7 113V112H6ZM5 113V115H7ZM71 113V112H70ZM74 113H75V111H74ZM2 115V114H1ZM93 115H94V113H93ZM3 116V115H2ZM72 116V115H71ZM76 116V115H75ZM95 116H96V114H95ZM68 117V116H67ZM106 117V116H105ZM69 118V117H68ZM71 118V117H70ZM96 118V117H95ZM79 119V118H78ZM71 120H73V118L71 119ZM105 120H106V118H105ZM69 121V120H68ZM76 121H78V120H76ZM90 121V120H89ZM122 121V122H121ZM64 122H66V121H63V123ZM72 122V121H71ZM91 122V121H90ZM102 122V121H101ZM4 124L6 123L5 121L3 122ZM8 123H9V120H8ZM73 123V122H72ZM77 123V122H76ZM87 123V122H86ZM89 123V122H88ZM3 124V125H4ZM11 124V123H10ZM66 124H67V122H66ZM69 124H71V123H69ZM69 124H67V125H69ZM7 125V124H6ZM5 125V129L7 130V128L6 127H9V126H6ZM66 125V126H67ZM73 125V124H72ZM90 125H91V123H90ZM1 126V125H0ZM3 127V126H2ZM68 128H69V126H67ZM83 127H84V125H83ZM93 127V126H92ZM108 127V126H107ZM14 128H16V130L14 129ZM68 128H66V129H68ZM123 128V127H122ZM9 129V128H8ZM72 129V128H71ZM71 129H69L68 131H71ZM81 129V128H80ZM89 129V128H88ZM87 129V130H88ZM122 130V129H121ZM120 130V131H121ZM8 131V130H7ZM11 131H12V133H11ZM46 131V132H45ZM52 131V132H53ZM67 131V132H68ZM72 131H74V130H72ZM71 131V132H72ZM78 131V130H77ZM90 131V130H89ZM107 131V130H106ZM60 133V132H59ZM64 133V132H63ZM63 133H62V135H63ZM107 133V132H106ZM118 133V132H117ZM3 134V135H2ZM57 134V133H56ZM83 134H84V132H83ZM116 134V133H115ZM7 135H9V131H8V134ZM47 135H49V133L47 134ZM51 135H53V133L51 134ZM65 135V134H64ZM68 135H70V134H68ZM73 135H75V134H73L72 133V136ZM1 136H0V138H1ZM50 136V135H49ZM56 136V135H55ZM90 136V135H89ZM100 136V135H99ZM117 136V135H116ZM16 137H17V139H16ZM57 138H58V136H56ZM67 137V136H66ZM65 136H64V138H66ZM70 137V136H69ZM77 137V136H76ZM108 137V136H107ZM110 137V136H109ZM120 137V136H119ZM3 138V137H2ZM9 138H12L11 140L9 139ZM49 138V137H48ZM75 138V137H74ZM9 139V140H8ZM51 139V138H50ZM67 139V138H66ZM100 139V138H99ZM108 139V138H107ZM15 140L17 141V142H15ZM46 140H47V138H46ZM45 140V142H47ZM106 140V139H105ZM103 138H102V141H105ZM121 140V139H120ZM1 141H2V139H1ZM51 141L52 142H54L55 144L58 142V141H56V139L55 138H52L51 139ZM67 141V140H66ZM97 141V140H96ZM108 141V140H107ZM116 141V140H115ZM71 142V141H70ZM43 143V142H42ZM53 143V144H54ZM74 143V142H73ZM97 143V142H96ZM95 143V144H96ZM105 143V142H104ZM108 143V142H107ZM47 144V143H46ZM49 144V143H48ZM52 144V145H53ZM58 144V143H57ZM56 144V145H57ZM90 144V143H89ZM93 144H94V142H93ZM112 144V143H111ZM3 145V144H2ZM3 145V146H4ZM7 145V146H8ZM33 145H31V147L33 146ZM45 145V144H44ZM43 145V146H44ZM83 145V144H82ZM91 145V144H90ZM99 145V144H98ZM108 145H110V144H108ZM108 145L106 144H104L103 146L101 145V150L100 151H98L99 153L97 154L96 153V157L98 158L99 156H100V154H102V152L103 151H105L106 149H107V147H108ZM3 146H1V147H3ZM6 146V147H7ZM29 146V149H30V145H28ZM51 146V145H50ZM58 146V145H57ZM100 146V145H99ZM0 147V148H1ZM5 146L3 147V148H6ZM17 146H15V148H16ZM34 147V146H33ZM49 147V146H48ZM110 147V146H109ZM2 148V149H3ZM42 148V147H41ZM50 148V147H49ZM52 148V147H51ZM43 149H45V148H43ZM83 149V148H82ZM111 149V148H110ZM114 149V148H113ZM1 150V149H0ZM5 150V152H6V149H4ZM8 150V149H7ZM35 150V148L33 149V151ZM66 150V151H65ZM72 150V149H71ZM14 151V150H13ZM12 151V149H11V153L13 152ZM29 151V150H28ZM32 151V150H31ZM75 151V150H74ZM71 152H73V150L71 151ZM76 152V151H75ZM94 152V151H93ZM108 152V151H107ZM3 153V152H2ZM11 153H9L10 154V156H11ZM15 153V152H14ZM14 153H13V157L12 158H14ZM17 153V152H16ZM15 153V154H16ZM19 153H18V156H19ZM27 153H29V152H27ZM106 153V152H105ZM105 153H103V155H106ZM32 155H31V157L33 156V153H31ZM36 154V153H35ZM91 154V153H90ZM94 154V153H93ZM4 156H6V154L4 155ZM3 156V157H4ZM16 156L17 155H15V158H16ZM25 156V155H24ZM33 156V157H34ZM113 156V155H112ZM7 157V156H6ZM5 157V158H6ZM20 157V156H19ZM23 157V156H22ZM22 157H21V159H22ZM90 157H91V155H90ZM95 157V156H94ZM103 157H105V156H103ZM107 157V156H106ZM11 158V159H12ZM14 158V159H15ZM93 158V157H92ZM18 159V158H17ZM26 159H28V158H26ZM33 159V158H32ZM91 159V158H90ZM99 159V158H98ZM7 160V159H6ZM31 160V159H30ZM2 161H5V159H2ZM8 161H9V159H8ZM13 161H15V160H13ZM18 161H21V160H19L18 159ZM86 161H88V160H86ZM106 161V160H105ZM17 162V161H16ZM24 162V161H23ZM22 162V164L21 163H19L20 165H24V163ZM29 162V161H28ZM31 162V161H30ZM30 162L28 163V164H30ZM33 162H35V161H32V163L29 165V167L32 165V164H36V163H33ZM73 162V161H72ZM90 162H92V161H90ZM3 163V162H2ZM1 163V164H2ZM27 163V161L25 162V164ZM39 163V162H38ZM37 163V164H38ZM42 163V162H41ZM78 163V162H77ZM99 163V162H98ZM106 163V162H105ZM8 164V163H7ZM11 164V163H10ZM40 164V163H39ZM66 164V163H65ZM71 164V163H70ZM85 164H87V163H85ZM101 164V163H100ZM108 164V163H107ZM20 165H18V166H20ZM42 165V164H41ZM72 165V164H71ZM89 165V164H88ZM92 165H93V163H92ZM96 165H98V164H96ZM103 165V164H102ZM101 165V166H102ZM105 165V164H104ZM4 166H6V165H4ZM16 166H17V164H16ZM26 166V165H25ZM64 166V165H63ZM87 166V165H86ZM22 167L23 166H21V169H22ZM34 167H36V165L34 166ZM38 167V166H37ZM45 167V166H44ZM77 167V166H76ZM98 167V166H97ZM96 167V168H97ZM66 168V167H65ZM95 168V167H94ZM101 168V167H100ZM20 170V169H19ZM24 170V169H23ZM27 170V169H26ZM42 170V169H41ZM95 170V169H94ZM97 170V169H96ZM106 170H107V168H106ZM112 170V169H111ZM4 170H2V172H3ZM49 171V170H48ZM74 171H76V170H74ZM86 171V170H85ZM102 171V168H101V170L100 169H98V171H96L97 173L98 172H101ZM119 171V170H118ZM10 172V171H9ZM71 172V171H70ZM90 172V171H89ZM103 172V171H102ZM3 173H5V172H3ZM47 173V174H46ZM91 173V172H90ZM7 174V173H6ZM32 174V173H31ZM66 174H68V173H66ZM71 174V173H70ZM103 174V173H102ZM90 175V174H89ZM93 175V174H92ZM105 175H107V174H105ZM8 176H10V174H8ZM68 176V175H67ZM111 176V175H110ZM27 177V176H26ZM25 177V178H26ZM74 177H76V176H74ZM100 177V176H99ZM108 177V176H107ZM1 178H3V177H1ZM12 178V177H11ZM29 178V177H28ZM95 178V177H94ZM102 178H103V176L100 178L101 180H102ZM110 178V177H109ZM107 179L106 178V180H108V182H109V180L111 181L112 180V178H110V179ZM17 179V178H16ZM20 179V178H19ZM79 179V178H78ZM103 179H105V178H103ZM115 179H117V178H115ZM8 180H9V178H8ZM28 180H30V179H28ZM69 180V179H68ZM6 181V180H5ZM16 181V180H15ZM27 181V180H26ZM29 182V181H28ZM64 182V181H63ZM73 182H77V181H73ZM90 182V181H89ZM99 182V181H98ZM102 182V181H101ZM100 182V183H101ZM104 182H106L105 180H104ZM103 182V183H104ZM1 183V182H0ZM12 183V182H11ZM36 183V184H35ZM94 183V182H93ZM100 183H98V184H100ZM103 183H101V184H103ZM107 183V182H106ZM106 183H104V184H106ZM1 184H3V183H1ZM0 184V185H1ZM17 184V183H16ZM16 184H14V185H16ZM23 184H25V183H23ZM27 184V183H26ZM70 184V183H69ZM78 184V183H77ZM80 184V183H79ZM83 184V183H82ZM81 184V185H82ZM90 184V183H89ZM88 184V185H89ZM96 184V183H95ZM108 184H110V183H108ZM20 185V187H22L21 186V184H19ZM68 185V184H67ZM6 186V185H5ZM4 186V187H5ZM10 186L12 187V185L10 184ZM84 186V185H83ZM7 187H8V185H7ZM6 187V188H7ZM60 187H62L63 188V186H60ZM81 187V186H80ZM85 187V186H84ZM97 187V186H96ZM95 187V188H96ZM100 187H101V185H100ZM98 188V189H101V188ZM109 187H110V185H109ZM109 187H108V189H109ZM3 188V187H2ZM16 188V187H15ZM103 188H105L104 186H103ZM4 189V188H3ZM10 189V188H9ZM19 189V188H18ZM23 189V188H22ZM21 189V190H22ZM24 189V190H25ZM67 189V188H66ZM89 189H90V187H89ZM61 190V189H60ZM81 190V189H80ZM88 190V189H87ZM93 190H94V188H93ZM5 191H6V189H5ZM7 191H9L8 189H7ZM7 191H6V193H7ZM10 191H12V190H10ZM9 191V192H10ZM26 191V192H27ZM58 191V190H57ZM62 191H64V190H62ZM68 190H66V193H68L67 192ZM71 191V190H70ZM103 191V190H102ZM106 191V190H105ZM14 192V191H13ZM60 192V191H59ZM73 192H76V190L74 191L73 190ZM96 192V191H95ZM20 193H21V191H19L18 190V194L20 195ZM56 193V192H55ZM54 193V194H55ZM70 193V192H69ZM72 193V192H71ZM102 193V192H101ZM2 193H1V187H0V199H1V195ZM13 194H15V192L13 193ZM30 194V193H29ZM49 194V193H48ZM51 194V193H50ZM52 194H53V192H52ZM85 194V193H84ZM119 194V193H118ZM26 195V194H25ZM78 195H79V193H78ZM77 195V196H78ZM110 195H111V193H110ZM5 196H7V194H5L4 195V199L2 200L1 199V202H0V206H1V208H3V209H1V210H7V212L9 211V210H11L12 211V209L14 208V202L13 201H11V200H9L8 199V196H7V199H5ZM21 196V195H20ZM28 196V195H27ZM26 196V197H27ZM30 196V195H29ZM34 196V195H33ZM58 196V195H57ZM68 196H70V195H68ZM71 196H73V193L71 194ZM80 197H81V194L79 195ZM119 196V195H118ZM19 197V196H18ZM40 197V196H39ZM46 197V196H45ZM45 197L44 196H42L41 198H43L42 200L39 198V201H38V204L39 205H41V204H43L44 206H45V204H46V201H45ZM55 197V196H54ZM115 197H117V196H115ZM10 198V197H9ZM12 198V197H11ZM20 198V197H19ZM35 198H37V197H35ZM59 198V197H58ZM57 198V199H58ZM77 198V197H76ZM85 198H87V197H85ZM18 199V198H17ZM26 199V198H25ZM25 199H23V200H25ZM33 199V198H32ZM32 199L30 200V201H32ZM80 199V198H79ZM79 199H75V198H73V197H69L68 199L66 198V199H64V200H66L65 202L64 201H62L61 199V202H63V203H60V201H53V202H51L50 201V206H51V208H52V211H51V214H52V216L50 215V217L51 218H53L52 220H51V218L49 219L48 218V220L52 223H50V222H48V224L50 223V225H52V228H54V224L55 225H57V224H60V223H55V220H57L58 218H57V216H59V215H61V214H63V213H65V214H67L66 212H70V211H72V213H73V210H76V209H81L82 210V208H83V206H84V204H85V202L83 201V200H79ZM82 199H84V197L82 198ZM92 199V198H91ZM95 199L96 198H94L93 199V201L96 203V201H95ZM23 200H22V202H23ZM20 201V200H19ZM18 201V203H20ZM34 201V200H33ZM100 201V200H99ZM12 202H13V204H12ZM36 202V201H35ZM91 202V201H90ZM27 203V202H26ZM29 203V202H28ZM31 203V202H30ZM49 203V202H48ZM87 203H89V202H87ZM98 203V202H97ZM100 203V202H99ZM98 203V204H99ZM21 204V203H20ZM37 204V203H36ZM36 204H34V205H36ZM90 205H91V203H89ZM109 204V203H108ZM17 205V204H16ZM24 205V204H23ZM26 205H28V206H30L29 204H26ZM88 205V204H87ZM19 206V205H18ZM32 206V205H31ZM31 206H30V208H31ZM92 206H94V205H92ZM96 206H98V205H96ZM19 207H21V206H19ZM47 207V206H46ZM100 207V206H99ZM85 208V207H84ZM88 208H90V207H88ZM94 208V207H93ZM20 209V208H19ZM24 209V208H23ZM23 209H21V211H23ZM28 209L29 208H27V211H28ZM98 209V208H97ZM14 210V209H13ZM17 210V209H16ZM31 210H32V208H31ZM31 210L29 209V211L27 212V211H25V212H27L26 214H28L29 212H30V215L32 216V213H33V210H32V213H31ZM48 210V209H47ZM5 211H2V213L4 212V214L3 215H5V214H7V213H5ZM20 211V210H19ZM93 211V210H92ZM24 212V211H23ZM112 212V211H111ZM2 213H1V215H2ZM20 213V212H19ZM19 213H17V214H19ZM34 213H36V212H34ZM76 213V212H75ZM10 214V213H9ZM9 214H7L6 215V217L9 215ZM37 214V213H36ZM36 214H33L34 215V218H36V217H38L39 218V216H36ZM70 214V213H69ZM11 215V214H10ZM14 214H12V216H13ZM16 215V214H15ZM23 215L25 216V214L23 213ZM30 215L28 214V216L30 217ZM12 216L10 217V216H8V218L9 219H11L12 218ZM27 216V215H26ZM69 217H70V215H68ZM67 216V217H68ZM74 216H75V214H74ZM77 216V215H76ZM92 216V215H91ZM3 217H5V216H3ZM14 217H16V216H14ZM18 217V216H17ZM20 217H22V215L20 216ZM19 217V218H20ZM54 217H56L57 219H55L54 220ZM63 217H65L64 216V214H63ZM1 218L2 217H0V222L2 221L1 220ZM17 219V220H22V219ZM25 218V217H24ZM27 218V217H26ZM31 218H33V217H31ZM30 218V219H31ZM33 218V219H34ZM86 218V217H85ZM92 218V217H91ZM28 219V218H27ZM27 219H24L23 221L25 222H27ZM32 219V220H33ZM37 219V218H36ZM68 219H70V218H68ZM72 219V218H71ZM4 220H6V219H4ZM15 220V218H13V219H11V220H9V223L11 224V222L10 221H14ZM16 220V221H17ZM41 218H40V222H41ZM61 220V219H60ZM65 221H66V218L64 219ZM78 220H79V218H78ZM77 220V221H78ZM82 220V219H81ZM14 222L15 224H17V223H20L19 221L18 222ZM31 221V220H30ZM43 221V220H42ZM58 221H59V219H58ZM73 221H75L76 222V218L73 220ZM87 222L89 221L88 219L86 220ZM29 222V221H28ZM31 222H33V221H31ZM36 222V221H35ZM54 222V223H53ZM70 222H72V221H70ZM79 222V221H78ZM78 222L77 223H75V225L77 224L78 225ZM5 223V222H4ZM38 225H39V223L38 222H36ZM68 223H69V221H68ZM80 223V222H79ZM85 223V222H84ZM14 224V225H15ZM34 224V223H33ZM72 224H73V222H72ZM87 224V223H86ZM2 225V224H1ZM21 225V224H20ZM25 225V224H24ZM34 225H36V224H34ZM41 225H42V223L39 225L40 227H41ZM63 225V224H62ZM69 225V224H68ZM80 226H82L81 224H79ZM3 226V225H2ZM27 226V225H26ZM29 226H30V224L28 225V228H29ZM43 226H44V223H43ZM46 226V225H45ZM59 226V225H58ZM70 226V225H69ZM24 227V226H23ZM32 227L33 228H35L33 225H32ZM37 227V226H36ZM39 227V228H40ZM60 227L63 229L64 228V230L66 231V229H65V227L64 226H61L60 225ZM73 227H75L74 225H73ZM93 227V226H92ZM31 228V227H30ZM33 228H31L32 230H33ZM38 228V227H37ZM39 228L37 229L38 231H39ZM46 228V227H45ZM44 228V232H45V229ZM69 228V227H68ZM72 228V227H71ZM77 227H75V229H76ZM80 228V227H79ZM81 228H83V227H81ZM1 229V228H0ZM26 229H27V227H26ZM95 229L96 228H93V229H91V231H94V233H95ZM6 230V229H5ZM16 230V229H15ZM20 230V229H19ZM29 230V229H28ZM47 230H49V228L47 229ZM50 230H51V227H50ZM49 230V231H50ZM73 230H74V228L71 230L72 232H73ZM80 230V229H79ZM21 231H25V230H21ZM35 231V230H34ZM58 231H60V230H58ZM70 230L68 229V232H69ZM70 231V232H71ZM90 231V230H89ZM88 231V232H89ZM47 232V231H46ZM52 232H53V230H52ZM52 232H51V234H52ZM55 232V231H54ZM79 232V231H78ZM0 233H1V230H0ZM49 233V232H48ZM58 233V232H57ZM56 233V234H57ZM60 233V232H59ZM93 233V234H94ZM97 233V232H96ZM2 234V233H1ZM21 234V233H20ZM23 234V233H22ZM21 234V235H22ZM26 234L27 235H32V236H34L32 233H29L28 234V231H27V233L25 232L24 234H23V239L22 238H20L19 236L20 235H17L19 238H17V236H16V238L17 239H19L20 240V244H21V247H19V249L18 248H16V246L15 245H13V243L12 242H10V243H12V244H10V245H13L12 246V249L10 250V248H9V252L8 253H6V257H7V259H6V257H5V255H4V258H3V252L5 251V250H3L2 248H4V247H0L1 248V250L3 251V252H1L2 253V256H1V264H26L27 262H29V261H33L35 258H33V257H35L36 256V259H38L39 261L41 260V259H43V256H44V260L47 262V258L49 259L50 258V256H47V258H45V256L47 255V253H45L46 251H48V249L46 248L47 247V245H46V247H45V241L47 240V238H46V240L45 241H42L41 240V243L42 242H44V246H43V244H41L40 243V241H39V239L38 240H36L37 238L36 237H32V239H35V240H30V237L31 236H26ZM36 234V233H35ZM50 234V233H49ZM54 234V233H53ZM63 234H64V232H63ZM63 234H61V235H63ZM78 234V233H77ZM86 234V233H85ZM11 235V234H10ZM13 235H15L14 233H13ZM24 235L26 236V238H24ZM37 235H38V233H37ZM60 235V236H61ZM78 235H80V233L78 234ZM90 235V234H89ZM2 236V235H1ZM6 236V235H5ZM36 236V235H35ZM57 236H59V235H57ZM65 236V235H64ZM66 236H68V235H66ZM85 236H87V235H85ZM85 236H83V237H81V238H84ZM94 235H92V237H93ZM99 236V235H98ZM38 237V236H37ZM39 237H41V236H39ZM45 237H48V236H45ZM44 237V238H45ZM73 237V236H72ZM90 237V236H89ZM96 237V236H95ZM8 238V237H7ZM15 238V241L16 242H19V241H17V239ZM42 238V237H41ZM49 238V237H48ZM52 240H53V242H52V245H54L53 243H55L54 242V239L52 238V236L50 237ZM50 238L47 240V241H49L50 240ZM69 238V237H68ZM75 238V237H74ZM77 238H79V237H77ZM76 238V239H77ZM91 238V237H90ZM90 238H89V240H90ZM61 239H64V238H61ZM67 239V238H66ZM66 239L65 240H63V241H66ZM73 239V238H72ZM84 239H86V237L84 238ZM95 239V238H94ZM93 239V240H94ZM12 240V239H11ZM14 240V239H13ZM12 240V241H13ZM51 240V241H52ZM55 240H56V238H55ZM69 239H67V241H68ZM87 240V239H86ZM5 241V243H6V239L4 240ZM4 241H3V244H4ZM38 241V242H37ZM57 241V240H56ZM59 241V240H58ZM62 241V242H63ZM71 241H73V240H71ZM71 241H68V243H65V245H69V242H71ZM76 241V240H75ZM88 241V240H87ZM61 241H59V242H57L58 244L59 243H62ZM93 243H94V241H92ZM91 242V243H92ZM8 243V242H7ZM48 243V242H47ZM0 244H1V241H0ZM14 244H15V242H14ZM17 244V243H16ZM38 244V245H37ZM41 244V247H44V248H42V250L40 251L39 249L41 248V247H39V245ZM58 244L56 245L57 247H59L58 246ZM75 244V243H74ZM6 245V244H5ZM19 245V244H18ZM70 245H72L73 246V244H70ZM1 246V245H0ZM8 244H7V248H8ZM37 246L39 247V249L37 248ZM51 245H49V250H51L50 248H52V247H50ZM56 246H53V250H52V255H51V257L54 255L55 256V254H57V253H55L56 251H54V247H56ZM61 246H62V244H61ZM60 246V247H61ZM64 246V245H63ZM118 245H111V246H109V248H108V251H107V253H106V256H105V258H108L107 260H106V263L105 264H109L108 262H110V264H112L111 262H115V261H112L113 260V258L115 259V256L117 255V252L119 251V248L121 247V246H118ZM59 247V248H60ZM77 247H79L78 246V244H77ZM86 247V246H85ZM118 248V249H115V248ZM45 248H46V251L44 252L43 251V249L45 250ZM58 248V249H59ZM71 248V247H70ZM61 249H62V247H61ZM64 249H66V248H64ZM8 250V249H7ZM68 251L67 252H69V248L67 249ZM76 250V249H75ZM62 250H59L58 252H61ZM63 252V251H62ZM66 252V253H67ZM93 252V251H92ZM96 252V251H95ZM48 253H49V251H48ZM80 254V253H79ZM97 253H95L94 255H96ZM188 254V253H187ZM189 254H190V256L188 255V257L187 258H189V260H190V258L192 257V259H193V262L194 263H192V264H197L194 260V257L192 256V254L189 252ZM50 255V254H49ZM61 255H62V253H61ZM63 259H65V257L66 256H69V255H67V254H64L63 253ZM66 255V256H65ZM92 256H93V254H91ZM59 256H60V254H59ZM85 256H86V253H85ZM85 256H83V257H85ZM97 256H98V254H97ZM82 257V258H83ZM89 257V256H88ZM31 258H33V260H31ZM53 258H55L56 259V257H53ZM67 258V257H66ZM86 258V257H85ZM94 258V257H93ZM98 259H96V260H99V257H97ZM111 258H112V260H111ZM186 258V259H187ZM60 259H62V258H60ZM60 259H59V262H60ZM71 259V258H70ZM72 259H74V258H72ZM88 259V258H87ZM87 259H83V260H87ZM91 259H92V257H91ZM100 259H104V258H100ZM16 260H18V261H16ZM79 260V259H78ZM96 260H93L94 262L96 261ZM117 260V259H116ZM185 260V259H184ZM189 260H187V261H189ZM197 260V259H196ZM34 261H36V260H34ZM33 261V262H34ZM38 261V262H39ZM43 261V260H42ZM41 261V262H42ZM44 261V262H45ZM62 261V260H61ZM71 261V260H70ZM73 261H75V260H73ZM89 261H90V263L92 264V261L90 260V258H89ZM89 261H86L87 263L89 262ZM100 261V260H99ZM105 261V260H104ZM108 261V262H107ZM191 261V260H190ZM32 262V263H33ZM51 262V261H50ZM56 262V261H55ZM69 262V261H68ZM76 262H77V264H78V262H80V261H77L76 260ZM83 262V261H82ZM86 262L84 263V264H86ZM101 262V261H100ZM185 262H186V260H185ZM35 263V262H34ZM36 263H37V261H36ZM35 263V264H36ZM40 263V262H39ZM43 263V262H42ZM42 263H40V264H42ZM57 263V262H56ZM55 263V264H56ZM67 263V262H66ZM73 262H71V264H72ZM104 263V262H103ZM176 262H174V264H175ZM38 264V263H37ZM44 264H46V263H44ZM53 264V263H52ZM60 264H61V262H60ZM73 264H75V263H73ZM95 264V263H94ZM101 264H102V262H101ZM183 264H184V262H183ZM186 264V263H185ZM191 264V263H190Z\"/></svg>", "mask_w": 264, "mask_h": 264}, {"label": "built area", "instance_id": "2783aa9c", "mask_svg": "<svg viewBox=\"0 0 264 264\" xmlns=\"http://www.w3.org/2000/svg\"><path fill=\"white\" fill-rule=\"evenodd\" d=\"M52 8L53 0H0V71L1 63L10 59L8 54L13 43L17 46L23 36L29 38L27 22L32 20L38 25L30 36L33 41L41 33L40 22ZM13 85L11 95L13 98L19 97L21 90L18 79H13Z\"/></svg>", "mask_w": 264, "mask_h": 264}]
</instances>
